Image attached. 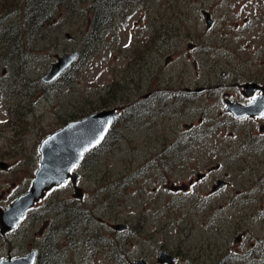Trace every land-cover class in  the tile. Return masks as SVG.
Wrapping results in <instances>:
<instances>
[{"label": "rangeland", "instance_id": "obj_1", "mask_svg": "<svg viewBox=\"0 0 264 264\" xmlns=\"http://www.w3.org/2000/svg\"><path fill=\"white\" fill-rule=\"evenodd\" d=\"M30 1L16 0L18 9H13L11 5L15 0H0V160L7 163L6 168L0 167L1 206L7 205L30 185L38 166V147L47 134L73 116L79 118L109 107L101 104V93L105 92L113 76L119 77L126 69L133 68L137 60L138 48L130 52L126 43L132 31V21L147 25L144 33L149 35V41L157 39L153 36L154 31L161 32L165 41L162 45L167 47L168 36L172 34L165 33L166 28H178L182 37L179 47L182 49L186 46L185 29L195 28L200 32L205 29L201 13L196 10L169 12L168 7L175 5L176 0H151L148 3L151 8L147 11L137 5L117 30L107 34L110 37L99 45L94 56L78 59L74 64L75 69L80 65L78 69H70L67 74L70 83L58 82L56 86H50L44 84L43 74L58 55L80 47V40L86 28L90 27L91 7L95 0H74L72 5L50 0V12L38 22L31 21L30 16V19L26 18ZM189 2L199 6V2ZM224 8L225 5L220 4L216 15ZM178 18H182V22ZM117 23L121 24L122 20L119 18ZM172 37L177 39L178 35ZM197 41L199 44L201 39ZM158 63L160 69L152 81L159 80L160 87L169 83V89L176 92V98L170 104L154 109L149 117L144 116L142 122L129 119L122 110L124 120H117L107 137L86 152L74 168L79 174L77 183L83 189V198L74 195L70 181L53 187L26 212L16 228L0 233V257L7 253L18 255L35 247L39 252L43 251L39 264L47 261L53 264H113L104 246V241L109 243L112 238L122 241V252L128 258L144 257L150 264H161L156 260L159 247L176 252L178 264H194L186 257L187 254L194 259L200 255L196 261L205 259L206 263L211 254L215 258L219 253H228L229 256L230 251L223 249L227 243L222 240L230 238L231 234L225 232L220 236L214 230L213 234L201 235L200 219L189 214L181 217L179 212L182 211L171 208V203H164L162 189L159 187V194L163 197L158 198L156 188H153H158L167 178L180 183V174L185 168L196 169V155H204L208 147L186 145L187 128L184 124L191 121L198 124L199 111L193 109L189 112L190 106L183 108L186 76L170 75L171 69L180 70L181 60L159 59ZM128 81V89L136 84L135 79ZM139 84L142 90H146L150 85L148 77L144 76ZM117 91L116 94L121 93ZM121 95L130 100L116 101L115 104L128 106L136 97L132 89L119 97ZM222 154L223 149L218 154L206 153L204 157L214 163ZM151 157L156 160L152 161ZM163 166L173 170L167 172L163 169L162 175L167 172V176H161V181L155 182L157 176L148 168ZM239 174L237 179L241 182L250 175V171ZM143 178L146 182L140 187ZM109 222H126L128 226L120 230L116 225L114 229L108 225ZM262 223L260 219L255 222L256 235L263 234ZM67 226L70 233L65 231ZM84 230L93 236V241L98 239L95 244L99 248L94 253L82 240L86 236ZM72 233L76 239L74 247H71ZM206 239L220 249L215 245L208 247ZM234 256L233 253L228 260Z\"/></svg>", "mask_w": 264, "mask_h": 264}, {"label": "flooded vegetation", "instance_id": "obj_2", "mask_svg": "<svg viewBox=\"0 0 264 264\" xmlns=\"http://www.w3.org/2000/svg\"><path fill=\"white\" fill-rule=\"evenodd\" d=\"M113 1L111 0L110 5ZM194 1L199 2L198 7L189 2L183 5V9L200 12L205 29L202 28L201 32L195 28L185 29V51V47L183 49L179 47L182 37L178 28L170 30L169 34L172 35L168 36L169 47H167L162 45L165 41L156 31L153 32V36L157 39L149 41V35L144 33L147 25L139 24L138 21L131 22L132 31L129 36L131 45L127 46V49H130V52L134 51L133 46L144 49V53L150 58V65L146 66L143 78L149 72H153L154 77L160 69L156 64L159 59L181 60L180 70L171 69L170 75L177 73L186 76V85L182 93L185 104L183 108L190 106L189 112L193 109L199 111L198 124H194L193 121L184 124L187 128L186 145L187 147L208 146L206 148L208 154L210 152L218 154L223 149V154L218 160L214 158L213 160H216L214 163L204 157L206 153L198 154L194 160L198 167L185 168L180 178L178 177L180 183H176L177 180L163 178L165 181L161 183L162 187L160 184L158 188L157 186L153 188L160 187L169 203H183L185 215L189 214L200 219L201 235L213 234L214 230L220 236L225 232L234 234L233 239L230 235V238L222 240L224 244L227 243L223 249L230 251L229 256L228 253L225 255L219 253L215 258L211 254L206 263L204 258L203 262L196 261L201 257L200 255L194 259L187 254L186 257L190 258L191 262L219 264L228 261L264 264V213H262L264 211V106L263 108L258 106L260 109L258 112L244 113L241 116H236L225 109L226 105L235 103L250 104L264 94V0ZM92 3L94 4L92 7L95 8L97 1ZM220 4H224L225 8L217 16L215 11ZM179 6L182 4L172 5V12L181 10ZM177 35V39L172 37ZM198 39H201L199 44ZM138 66L133 65L135 69L132 67L130 69L138 71ZM156 69L158 70L155 72ZM165 81L169 82L167 79ZM169 87V83L160 87L159 80L153 81L146 90H142V85L139 83L134 85L132 90L137 96L135 105L132 106H137V110L142 114L146 112V115H151L154 109L166 106L176 98V92ZM148 100H151V108ZM113 106L122 110L124 108L117 104ZM146 107L148 110H145ZM123 112L121 111V115L119 113L120 118H124ZM153 158L151 157L152 161H155L156 158ZM259 165L262 168L258 167ZM163 169L167 172L173 170L166 166L158 168L155 182H160L161 176H167V172L162 175ZM247 171H250V175L240 182L237 179L238 173L240 172L241 175ZM5 206L0 205L3 208ZM258 219L263 222L262 235H255V222ZM191 225L194 226V222H191ZM244 234H246L245 238H243ZM205 244L208 247L215 245L216 249H220L209 239L205 240ZM97 248L98 245L95 249ZM168 253L177 259L176 252L168 251ZM233 253L235 256L228 260ZM7 256L13 255L7 253L0 259Z\"/></svg>", "mask_w": 264, "mask_h": 264}, {"label": "water", "instance_id": "obj_3", "mask_svg": "<svg viewBox=\"0 0 264 264\" xmlns=\"http://www.w3.org/2000/svg\"><path fill=\"white\" fill-rule=\"evenodd\" d=\"M207 16V13H205ZM78 52L73 49L57 56V59L49 64L43 80L49 81L58 77L71 62ZM264 94L256 101L247 104L226 105L234 115L244 113L253 114L263 108ZM118 114L116 107H105L91 111L86 115L71 119L58 129L47 134L39 144L38 166L29 187L6 207H0V232L15 227L22 219L26 210L35 202L43 198L46 191L54 186L71 180L75 190L74 195L82 197L81 186L76 184L77 172L73 167L77 165L84 152L98 145L105 137L112 122ZM7 163L0 160V167H6ZM124 227L123 224H116ZM36 249H30L27 253L17 256H7L0 259V264H34ZM175 257L163 248L157 249V261L176 264ZM130 264H149L144 258L130 260Z\"/></svg>", "mask_w": 264, "mask_h": 264}, {"label": "trees", "instance_id": "obj_4", "mask_svg": "<svg viewBox=\"0 0 264 264\" xmlns=\"http://www.w3.org/2000/svg\"><path fill=\"white\" fill-rule=\"evenodd\" d=\"M25 1H27V0H24V2ZM49 1L50 0H31L28 4V10L26 13V18H29V16H30L31 19L30 18L29 19L31 21H36V22H38L39 19L44 18L50 12ZM53 1L56 2L57 4L60 2H63L67 5H72L74 3V0H53ZM96 1H97L96 7L95 8L91 7L92 14H91V19H90V27L86 28L84 36L80 40V47H78L79 55H78L77 59L67 69H65L58 76L57 79L47 81V82L45 81L44 84H47L50 86H56L58 84V82L70 83L71 82L70 79L67 78V74H68L69 70L73 69L75 67L74 64L78 61V59L81 60L82 58L92 57L96 54L97 50L99 49V45L106 43V40L108 39V37H110L107 34L115 31L121 24L124 23V21H123L121 24L114 25V22L118 21L119 18L123 19L124 15L130 12V10L132 9V8H130V5H131V7H136L137 5H139L145 11H147L151 8L150 5H148L149 1H151V0H114L113 1L114 4L111 3L112 5H110L111 0H96ZM179 3H181L182 6H179L178 8L183 9L184 8L183 5L187 4L188 1L187 0H176V4H179ZM16 4L17 3L15 0V3L11 5L13 9L14 8L18 9ZM168 9H169V12H172V5L169 6ZM177 20H180L179 22H182V18H178ZM153 22L155 23L154 20H153ZM168 22H169V20H168ZM103 24H105V25H103ZM10 27H11V25L8 27V29H10ZM170 29H171V26L169 27V29L166 28L165 33L169 34ZM159 34H161V32H159ZM133 48L135 50V46H133ZM137 54H138L137 60H136L134 66L137 67L139 65L138 71L132 70L135 68H132V69L128 68V70L123 72L122 75H119V77L113 76V78L111 79V83L106 85V87L104 89L105 92L101 93L100 101H102V103H101L102 105L105 104V105L110 106V105H114L116 103V101L121 103V102H124V100H130V99H126L125 96H123V95H121L119 97V95L124 93V92L126 95V93H128L134 87V85H132V88L128 89V86L130 84V82L128 81L129 79H135L136 84L140 83L142 81V78H143L142 75L145 72L146 66L150 65V58H148L146 56V54L144 53V49L138 48ZM156 64L158 66V62H156ZM78 67H76V69L75 68L74 69L77 70ZM158 69H156L155 72ZM152 73L153 72H149L148 74L145 75V77L149 78V84L150 85H152V82H153L152 81V77H153ZM116 90H118L117 92L121 91V93L116 94ZM136 90L137 89H135V92H136ZM164 92H166V91H164ZM135 96H137V95L135 94ZM131 101L132 102L130 104H128V106L125 103L122 104V106L124 107L123 111L126 112V115L129 119H131L133 121L140 120L142 122L144 116L149 117L148 115H146L147 114L146 112H144L143 114L140 113L137 110V106H132V105H135V101H136L135 98L131 99ZM148 102L150 103V108H151V104H152L151 100H148ZM145 110H148V107H146ZM128 114H130L131 116H128ZM73 118H77V116H73L70 119H73ZM119 120L122 121V120H124V118H120ZM150 169L151 168H148V170H150ZM144 185H145V181L143 179V180H141V186L140 187H142ZM65 231L67 233H70L71 232L70 227L67 226ZM73 235H74V233H72L71 247H74V241L76 240ZM64 241H66V239ZM86 245H87V243H86ZM113 245H114L115 249L120 246L118 244V242H115V244L113 243ZM42 246H44V244ZM40 252L41 253L38 254L35 264H39V259L43 256V251H40ZM55 262H57L56 259H55ZM46 264H53V262L47 261Z\"/></svg>", "mask_w": 264, "mask_h": 264}]
</instances>
